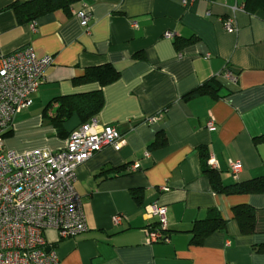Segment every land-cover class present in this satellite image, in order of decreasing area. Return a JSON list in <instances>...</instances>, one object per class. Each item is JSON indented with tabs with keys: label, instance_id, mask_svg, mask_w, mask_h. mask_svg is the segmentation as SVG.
I'll return each instance as SVG.
<instances>
[{
	"label": "crops",
	"instance_id": "obj_1",
	"mask_svg": "<svg viewBox=\"0 0 264 264\" xmlns=\"http://www.w3.org/2000/svg\"><path fill=\"white\" fill-rule=\"evenodd\" d=\"M15 1L25 0H0V55L29 46L53 61L32 104L14 116L4 146L62 148L81 122L73 114L59 134L49 121L55 98L97 89L104 102L94 117L125 139L121 149L107 145L75 168L87 229L69 238L44 231L61 264H264V192L215 191L198 153L213 157L210 167L223 186L264 176V11L249 12L245 0H79L68 13L37 18L32 28L17 21L9 8ZM78 10L91 15L88 33ZM230 15L234 32L223 27ZM103 64L119 72L117 80L102 87L75 81ZM211 77L221 96H186ZM210 118L213 129L206 127ZM158 132L165 143L150 148ZM229 159L241 162L237 179ZM152 203L165 208L166 240L147 244L144 229L157 226L146 213ZM240 205L254 210L252 233L241 232L233 216ZM212 209L224 225L193 242V223Z\"/></svg>",
	"mask_w": 264,
	"mask_h": 264
},
{
	"label": "built area",
	"instance_id": "obj_2",
	"mask_svg": "<svg viewBox=\"0 0 264 264\" xmlns=\"http://www.w3.org/2000/svg\"><path fill=\"white\" fill-rule=\"evenodd\" d=\"M191 1L181 0V4ZM75 15L88 33L90 13L78 10ZM30 26L33 28L34 23ZM223 27L228 32L236 31L234 17L228 16ZM172 35L171 31L163 33L166 38ZM52 61L50 55H37L29 46L0 55V264H61L54 249L47 245L44 231L54 229L60 238H69L87 229L81 199L73 186L75 168L105 146L117 151L125 143L115 126L91 117L69 132L60 149L32 148L20 152L4 146L3 137L14 116L32 104L31 96ZM223 74L234 79L228 70ZM157 118L158 114L146 121ZM206 127L213 129L212 118ZM207 161L209 166H215L213 157ZM227 164L232 177L237 179L240 160L229 159ZM137 167L134 163L131 168ZM146 213L157 217V226L144 229L145 242L166 240L165 208L152 203L146 207ZM120 219V215H115L112 221L117 223Z\"/></svg>",
	"mask_w": 264,
	"mask_h": 264
},
{
	"label": "trees",
	"instance_id": "obj_3",
	"mask_svg": "<svg viewBox=\"0 0 264 264\" xmlns=\"http://www.w3.org/2000/svg\"><path fill=\"white\" fill-rule=\"evenodd\" d=\"M79 0H25L15 1L9 8L15 14L19 23L33 22L37 18L51 13L57 9L69 12L73 4ZM244 8L249 12L264 11V0H245ZM119 77V72L110 64L87 67L84 74L75 78L76 82H96L101 87L114 82ZM221 84L215 77H211L187 93L188 95L211 94L213 97L221 96ZM58 102L53 116L49 121L53 124L59 134L62 123L68 120L73 114H76L80 122H86L94 117L103 106V95L100 89L84 93L63 95L55 98ZM80 123V124H81ZM69 134V133H68ZM68 136V135H67ZM165 143L163 133L158 132L155 139L149 144V147L161 146ZM201 172L207 176L212 188L217 192L226 193H245V192H264V176L254 178L245 182H236L234 184L223 186L218 178V173L207 163V153L199 148ZM233 216L238 221L241 232L252 233L254 210L249 206H235L232 208ZM224 225V220L211 210L209 217L196 220L190 230L192 232V241L197 242L201 238Z\"/></svg>",
	"mask_w": 264,
	"mask_h": 264
},
{
	"label": "water",
	"instance_id": "obj_4",
	"mask_svg": "<svg viewBox=\"0 0 264 264\" xmlns=\"http://www.w3.org/2000/svg\"><path fill=\"white\" fill-rule=\"evenodd\" d=\"M49 250V248H46V251H48Z\"/></svg>",
	"mask_w": 264,
	"mask_h": 264
}]
</instances>
